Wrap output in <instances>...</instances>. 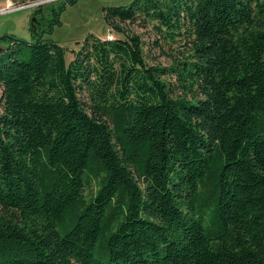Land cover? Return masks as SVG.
<instances>
[{"label": "trees", "instance_id": "trees-1", "mask_svg": "<svg viewBox=\"0 0 264 264\" xmlns=\"http://www.w3.org/2000/svg\"><path fill=\"white\" fill-rule=\"evenodd\" d=\"M104 18L70 60L2 38L0 264H264V0ZM134 24L182 42L170 65Z\"/></svg>", "mask_w": 264, "mask_h": 264}, {"label": "rangeland", "instance_id": "rangeland-1", "mask_svg": "<svg viewBox=\"0 0 264 264\" xmlns=\"http://www.w3.org/2000/svg\"><path fill=\"white\" fill-rule=\"evenodd\" d=\"M130 1L0 0V36L3 38L13 35L28 42L35 41L32 18L36 17L34 23L37 33L43 39H52L66 47L67 59L70 60L73 57L72 49H77L89 33L101 38L118 36L109 30L105 22L104 7L127 4ZM37 10L39 12L36 14ZM132 28L141 35L145 58L150 64L170 65L173 56L179 54L182 48L180 41L161 39V35L151 25L144 27L134 24ZM7 44L8 40H0V46L5 47ZM173 78L170 76V79L174 80ZM93 188H96L95 184Z\"/></svg>", "mask_w": 264, "mask_h": 264}, {"label": "water", "instance_id": "water-1", "mask_svg": "<svg viewBox=\"0 0 264 264\" xmlns=\"http://www.w3.org/2000/svg\"><path fill=\"white\" fill-rule=\"evenodd\" d=\"M35 19H36V17H33L32 18V22H33V30H34V33H36V34H38L37 33V26H36V24L34 23L35 22ZM3 50V47L2 46H0V52Z\"/></svg>", "mask_w": 264, "mask_h": 264}, {"label": "flooded vegetation", "instance_id": "flooded-vegetation-1", "mask_svg": "<svg viewBox=\"0 0 264 264\" xmlns=\"http://www.w3.org/2000/svg\"><path fill=\"white\" fill-rule=\"evenodd\" d=\"M39 22H40V21H39ZM40 36L42 37V35H41L40 33L36 34V37H37V38L40 37ZM1 37H2V36H0V40L2 39ZM42 38H43V37H42ZM3 48H4V47H3Z\"/></svg>", "mask_w": 264, "mask_h": 264}]
</instances>
